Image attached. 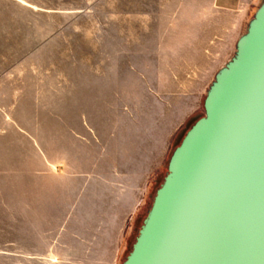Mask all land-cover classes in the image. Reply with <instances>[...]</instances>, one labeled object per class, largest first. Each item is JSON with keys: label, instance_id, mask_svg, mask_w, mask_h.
Returning <instances> with one entry per match:
<instances>
[{"label": "rangeland", "instance_id": "374dc122", "mask_svg": "<svg viewBox=\"0 0 264 264\" xmlns=\"http://www.w3.org/2000/svg\"><path fill=\"white\" fill-rule=\"evenodd\" d=\"M263 2L253 1L243 35ZM206 4L195 0L196 8ZM186 5V0H0V264H110V257L84 253L99 245L86 240L88 224L74 206V187L84 179L75 170L112 166L108 156L138 126L147 133L164 110L196 106L172 131L136 215L122 231L113 264L123 263L172 152L204 116L212 85L193 105L197 98L152 95L155 82L138 75L153 66L144 44L166 37L165 28H177ZM197 16L195 23H202ZM89 106L92 112L85 113ZM80 115L94 123L96 148L90 147L89 131L67 127L85 119Z\"/></svg>", "mask_w": 264, "mask_h": 264}, {"label": "water", "instance_id": "95a60500", "mask_svg": "<svg viewBox=\"0 0 264 264\" xmlns=\"http://www.w3.org/2000/svg\"><path fill=\"white\" fill-rule=\"evenodd\" d=\"M203 110L122 264H264V2Z\"/></svg>", "mask_w": 264, "mask_h": 264}, {"label": "crops", "instance_id": "0c3cea01", "mask_svg": "<svg viewBox=\"0 0 264 264\" xmlns=\"http://www.w3.org/2000/svg\"><path fill=\"white\" fill-rule=\"evenodd\" d=\"M188 1L177 28H165L161 32L166 37L162 35L161 39L144 44L152 61L148 64L153 66L144 68L145 72L142 70L138 75L155 82L152 95L197 98L193 105H198L216 75L234 55L254 0H207L205 8H196L195 0L190 4ZM197 15L202 17L200 24L195 23L199 19ZM88 97L92 104L93 94ZM92 109L89 106L84 110L88 113ZM195 111L196 106L186 110L184 104L164 110V115L150 122L149 132L139 124L132 139L122 140L116 153L113 149L108 156L109 161H114L112 166L108 163V168L75 170V177L84 179L77 180L80 184L74 187V206L80 208L84 223L88 224L84 229L88 234L86 240H95L99 245L93 251L87 248L86 255L110 257V264L115 262L122 231L137 213L148 179L162 162L166 142L172 131ZM80 116L85 119L67 127L89 131L90 147L96 148L98 142L91 131L94 123L88 121L87 115ZM110 128L108 124L107 129ZM80 140L84 141L82 137Z\"/></svg>", "mask_w": 264, "mask_h": 264}]
</instances>
